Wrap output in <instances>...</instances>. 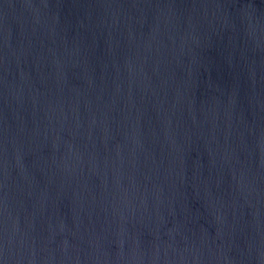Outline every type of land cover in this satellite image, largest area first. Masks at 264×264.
I'll return each mask as SVG.
<instances>
[{
  "label": "water",
  "instance_id": "water-1",
  "mask_svg": "<svg viewBox=\"0 0 264 264\" xmlns=\"http://www.w3.org/2000/svg\"><path fill=\"white\" fill-rule=\"evenodd\" d=\"M0 264H264V0H0Z\"/></svg>",
  "mask_w": 264,
  "mask_h": 264
}]
</instances>
